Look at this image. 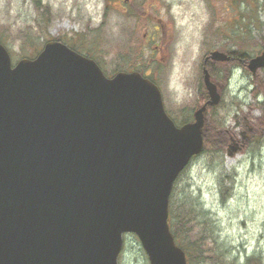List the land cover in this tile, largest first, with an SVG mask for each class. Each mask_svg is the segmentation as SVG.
<instances>
[{
	"label": "water",
	"instance_id": "1",
	"mask_svg": "<svg viewBox=\"0 0 264 264\" xmlns=\"http://www.w3.org/2000/svg\"><path fill=\"white\" fill-rule=\"evenodd\" d=\"M248 68H264V51ZM203 74L209 99L177 126L139 72L106 77L56 40L13 64L0 43V264H118L127 233L150 264H187L169 198L204 149L207 105L221 99Z\"/></svg>",
	"mask_w": 264,
	"mask_h": 264
},
{
	"label": "rangeland",
	"instance_id": "2",
	"mask_svg": "<svg viewBox=\"0 0 264 264\" xmlns=\"http://www.w3.org/2000/svg\"><path fill=\"white\" fill-rule=\"evenodd\" d=\"M246 12L233 0H0V38L15 62L59 39L92 55L108 76L137 68L159 85L170 116L185 122L204 102L205 56L225 47L247 55L264 49V10L253 24L244 20ZM228 24L233 40L220 35ZM235 65L229 64L228 77L217 73L215 82L225 83L222 102L209 112L223 131L245 141L246 121L263 114L264 98L254 91L250 71ZM259 75L256 82L264 70ZM261 137L244 150L232 141L220 152L203 151L172 192L170 210L202 203L214 220L218 248L207 264H264V129ZM119 264H150L136 235H125Z\"/></svg>",
	"mask_w": 264,
	"mask_h": 264
},
{
	"label": "trees",
	"instance_id": "3",
	"mask_svg": "<svg viewBox=\"0 0 264 264\" xmlns=\"http://www.w3.org/2000/svg\"><path fill=\"white\" fill-rule=\"evenodd\" d=\"M233 3L236 4L237 6H239L240 4L245 5L247 12H246L245 17H243L244 20H247L251 22L252 24L259 22L260 10H264V0H233ZM245 23H242V24L245 25ZM229 25L230 24H228V27L226 28L225 32H223L222 30V33L220 35L224 38H229L233 40L235 39L234 37L236 33L228 32L230 29ZM2 40L3 38H0V42L3 43ZM222 49H225V51L229 52L233 58L238 57L240 59H246L248 57L247 53L245 52L239 53L236 50L231 51L227 49L226 47ZM85 53L89 55L87 52ZM90 56L92 57V55ZM235 61L236 60H234V62ZM229 64H234L233 60H230L229 62L224 63L223 65L224 66L226 65V66L223 68H220L218 66L219 63H214V64L212 63L208 65V68L213 77H216L219 71H222L220 72L222 77H224V75H227L228 77L227 69H230ZM222 73H224V75ZM257 86H259L260 88L259 87L256 88ZM255 89H259L257 93L262 95L264 98L263 78L260 79L259 82H255L254 91ZM200 93H201V96L204 97L205 91L203 88H201ZM187 120L188 119H186V121ZM252 125H254L257 128L264 126V99H263V115L260 118H257ZM221 127H222V123L217 118L214 119V114L210 113L208 116L205 130H204V142H205L204 151L209 150L210 152L214 153V149L218 152H220V150H223L224 145L229 140V137L225 131L220 130L222 129ZM212 163L214 165V158L212 160ZM178 182L179 180L177 179L174 185L173 192L175 188H177ZM172 199H173V193L170 198V204H172ZM198 200H201V199L198 198ZM197 203H200V202H197ZM197 206L198 204H195L194 202H192L191 205L189 203L182 204L180 206L182 212H177L175 207H173V211L172 209L171 210L169 209L170 228L175 237L177 244L180 245L186 253L187 264H194V262L195 264H207L208 261L204 262V260L208 259L210 255L214 254L216 250L215 248H218V244L214 245V235L212 233V231L215 232L214 225L212 223L214 222V220H212L211 222L210 212L201 210L203 208L202 203L199 204V208ZM173 219H177L179 221L177 223H173ZM200 221L203 222L202 226H201L202 223H200ZM210 244L212 246H210ZM224 255L225 254H223V256Z\"/></svg>",
	"mask_w": 264,
	"mask_h": 264
},
{
	"label": "flooded vegetation",
	"instance_id": "4",
	"mask_svg": "<svg viewBox=\"0 0 264 264\" xmlns=\"http://www.w3.org/2000/svg\"><path fill=\"white\" fill-rule=\"evenodd\" d=\"M232 60H233V62H234V60H236L235 62L236 63H239V64L243 63V61H244V59H240L238 57H235V58L232 57ZM220 85L222 87L224 86L223 84H220ZM257 131H258V129L254 125L253 126H248V132H249L248 136L246 134L247 132H244V131L241 134V136H243V138L245 139V141L243 139L239 138V136H237L236 133L230 132L228 130H226L225 132H226V134L229 135V139L235 143V146L237 148L244 150L248 146L254 145L257 142V139H255V136L257 134Z\"/></svg>",
	"mask_w": 264,
	"mask_h": 264
}]
</instances>
